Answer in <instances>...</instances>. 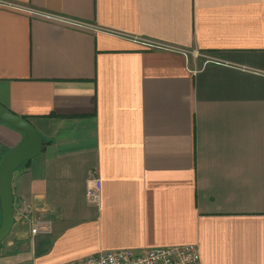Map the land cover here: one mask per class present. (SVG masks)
I'll return each mask as SVG.
<instances>
[{
  "label": "crops",
  "instance_id": "1",
  "mask_svg": "<svg viewBox=\"0 0 264 264\" xmlns=\"http://www.w3.org/2000/svg\"><path fill=\"white\" fill-rule=\"evenodd\" d=\"M0 104L44 140L0 264L183 245L264 264V0H0ZM24 136L0 121V163Z\"/></svg>",
  "mask_w": 264,
  "mask_h": 264
},
{
  "label": "built area",
  "instance_id": "2",
  "mask_svg": "<svg viewBox=\"0 0 264 264\" xmlns=\"http://www.w3.org/2000/svg\"><path fill=\"white\" fill-rule=\"evenodd\" d=\"M150 50H174L173 47L149 40H136ZM187 56V52L183 51ZM102 183L98 177L90 180L86 197L89 203L99 205L101 202ZM21 220L28 227L31 236L51 234L54 222L38 216L31 203L24 202L19 209ZM69 264H201L200 254L195 245L156 248L145 253L131 250L109 251L91 256Z\"/></svg>",
  "mask_w": 264,
  "mask_h": 264
},
{
  "label": "water",
  "instance_id": "3",
  "mask_svg": "<svg viewBox=\"0 0 264 264\" xmlns=\"http://www.w3.org/2000/svg\"><path fill=\"white\" fill-rule=\"evenodd\" d=\"M0 121L24 133L23 141L12 149L0 163V248L9 237L15 224L12 179L14 173L26 162L37 157L44 146V140L28 119L15 114L0 104Z\"/></svg>",
  "mask_w": 264,
  "mask_h": 264
},
{
  "label": "trees",
  "instance_id": "4",
  "mask_svg": "<svg viewBox=\"0 0 264 264\" xmlns=\"http://www.w3.org/2000/svg\"><path fill=\"white\" fill-rule=\"evenodd\" d=\"M29 163V161L28 162H26L23 166H26L27 164Z\"/></svg>",
  "mask_w": 264,
  "mask_h": 264
}]
</instances>
